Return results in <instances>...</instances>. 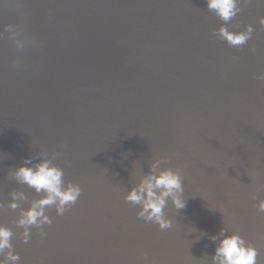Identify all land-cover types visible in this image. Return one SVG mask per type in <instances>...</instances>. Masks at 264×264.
<instances>
[{"label":"water","instance_id":"water-1","mask_svg":"<svg viewBox=\"0 0 264 264\" xmlns=\"http://www.w3.org/2000/svg\"><path fill=\"white\" fill-rule=\"evenodd\" d=\"M261 17L264 3H242L227 27L254 31L233 47L206 0H0V32L16 24L26 44L0 37V223L18 264H211L221 228L264 264ZM42 150L82 191L63 215L46 207L47 235L32 226L25 242L15 221L42 193L9 173ZM161 157L187 200L169 201L164 230L125 200ZM13 190L27 197L17 209Z\"/></svg>","mask_w":264,"mask_h":264},{"label":"clouds","instance_id":"clouds-1","mask_svg":"<svg viewBox=\"0 0 264 264\" xmlns=\"http://www.w3.org/2000/svg\"><path fill=\"white\" fill-rule=\"evenodd\" d=\"M250 2L251 0H206L208 10L225 22L218 30H213V35L226 40L233 47L246 44L254 31L252 25H247L244 31L233 32L228 29L227 23L242 10V3L247 5ZM258 2L264 3V0H258ZM259 23L264 28V17L260 18ZM17 27L16 24H7L4 26V32L11 34L15 47L22 50L26 44L16 39L20 35ZM4 32H0V37ZM35 41L38 43L36 39ZM13 67L17 69L22 67L21 57H17ZM256 78L264 81V73H260ZM59 154L53 152L51 158H48L49 152L42 150L35 163L33 157H28L21 166L9 173V178L33 188L36 193H42L26 210L20 209L19 217L15 221L18 228H23L22 238L25 242L30 238L32 226L40 230L41 237L47 235L43 226L50 225L52 220L46 214V207L54 206L57 214L63 215L70 205L76 203L81 194L82 189L78 184L69 181L65 186L63 168L53 163ZM166 162L165 157L151 162L147 174L142 175L139 183L131 187L125 196L126 201L140 206L139 218L146 223L158 224L161 230L171 228L173 224L164 211L169 201L178 211L187 205L183 195L185 188L181 171L171 167L162 168L161 165ZM10 196L12 199L7 207L11 209H17L20 202L27 198L24 192L16 190H13ZM4 207L3 202H0V208ZM257 207L260 212H264V200H260ZM226 232V228H221L219 235L210 237L212 241H218L214 254L211 256V264H257L258 250L251 243L246 242L241 235L236 233L227 235ZM13 236L12 229L0 223V264H18L20 260L19 254L14 252V246L11 243Z\"/></svg>","mask_w":264,"mask_h":264}]
</instances>
